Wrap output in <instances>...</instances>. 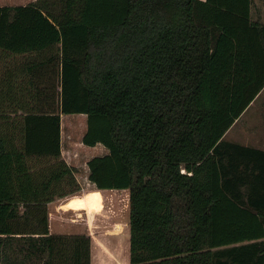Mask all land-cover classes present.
<instances>
[{
    "label": "trees",
    "instance_id": "trees-1",
    "mask_svg": "<svg viewBox=\"0 0 264 264\" xmlns=\"http://www.w3.org/2000/svg\"><path fill=\"white\" fill-rule=\"evenodd\" d=\"M252 3L0 5V48L56 61L23 66L45 74L18 96L0 78V264H90L87 235L49 229L47 201L80 187L60 111L109 148L87 159L96 185L128 187L129 264H264V148L224 136L264 86Z\"/></svg>",
    "mask_w": 264,
    "mask_h": 264
},
{
    "label": "crops",
    "instance_id": "crops-1",
    "mask_svg": "<svg viewBox=\"0 0 264 264\" xmlns=\"http://www.w3.org/2000/svg\"><path fill=\"white\" fill-rule=\"evenodd\" d=\"M31 1L34 0H0V5H25ZM251 16L254 20L264 23V0H253ZM53 63L56 61L49 56L48 50L20 52L0 48V78L8 76L14 81L15 96H18V80L30 75L42 78L45 74L39 67L26 70L23 66H45ZM263 88L264 86L258 93H261ZM73 112L76 114H71ZM86 117L85 111H60L61 155L68 163L76 166L75 175L80 187L64 195H57V198L67 195L68 199L62 197L54 203L56 210L52 212L53 216H48L49 229L54 232L87 235L90 241V264H129V257H123L111 245V242L129 240L128 187L98 186L88 176L87 159L93 154L105 153L109 148L100 140L94 143L82 140ZM228 139L264 148V136L256 141ZM108 189H115V194L107 193ZM121 197H124V200L121 201Z\"/></svg>",
    "mask_w": 264,
    "mask_h": 264
},
{
    "label": "rangeland",
    "instance_id": "rangeland-1",
    "mask_svg": "<svg viewBox=\"0 0 264 264\" xmlns=\"http://www.w3.org/2000/svg\"><path fill=\"white\" fill-rule=\"evenodd\" d=\"M24 100L31 102V98L29 96H23ZM27 103V102H26ZM25 105V104H24ZM24 107V106H23ZM18 110H20L18 105ZM76 114V113H71ZM75 116V115H71ZM78 116V115H76ZM67 130V128H65ZM66 132V131H65ZM224 136L227 138H234L240 140H253L256 141L264 136V88L261 93H257L253 100L246 106V108L240 113L239 116L233 121V123L226 129ZM80 170V169H79ZM109 194L112 192L115 194V189H108ZM120 196L122 194L120 193ZM67 198V195L61 196V198ZM60 198V197H59ZM59 198L54 197L48 203V215H52V212L55 209L54 203L59 200ZM60 198V199H61ZM124 200V197H121V201ZM127 238L129 236L127 235ZM18 238L13 237L12 242L13 245L17 244ZM128 243V245H126ZM111 245L114 249L118 250L123 257H129V240L127 242L119 241V242H111ZM126 253H128L126 255ZM122 257V259H124Z\"/></svg>",
    "mask_w": 264,
    "mask_h": 264
}]
</instances>
